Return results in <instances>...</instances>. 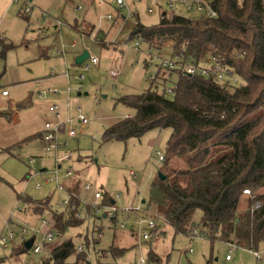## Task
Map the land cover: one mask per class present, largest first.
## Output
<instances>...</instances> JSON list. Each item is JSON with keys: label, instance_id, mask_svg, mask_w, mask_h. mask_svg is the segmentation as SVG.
Listing matches in <instances>:
<instances>
[{"label": "rangeland", "instance_id": "obj_1", "mask_svg": "<svg viewBox=\"0 0 264 264\" xmlns=\"http://www.w3.org/2000/svg\"><path fill=\"white\" fill-rule=\"evenodd\" d=\"M78 5L82 7L79 10L75 9ZM180 5H177L179 9L182 8ZM28 8L30 11L25 12ZM148 8L153 11L148 12ZM130 10L135 12L134 17L129 16ZM161 10H167L161 0H125L123 7H119L116 0H0V33L6 36L5 43L13 44L6 57H0V110L6 116L0 118V236L6 235L8 230L18 232L26 225L39 228L42 218L50 219V210L29 216L27 210L25 212L28 204L21 195L34 200L49 198L51 210L61 209L57 204L63 200L64 192L59 191L52 174L56 166L55 152L43 145L38 134L29 136L38 130L39 125L54 118L49 106L58 104L63 118L69 115L74 118L72 127L76 131V137L61 134L68 146L61 149L59 155L65 150L72 153L70 159L61 162V173L68 169L73 172L72 178L64 179L63 183L67 186L73 183L72 180H78L77 194L89 203L96 201L94 191L86 192L84 185H94L103 198L106 196L118 207V221L113 223L104 216L108 211L105 207L92 216L84 212V222L69 227L65 235L55 241L72 237L79 247L86 235L97 238L101 228L97 251L108 249L112 243L127 248L116 258V264H135L141 259L146 264H264V242L257 251L260 253L258 259L252 250L231 247L223 241L212 243L204 234L175 235L172 227L163 224L162 217H156L153 208L143 203L149 199L151 183L167 172L160 156H166L171 128H151L126 140L103 138L108 126L127 113H135V109L121 102L119 97L144 91L150 84L149 75L156 73L161 63L155 54L153 61L147 59L149 66L145 67L143 52L134 48L138 40H127L134 22L155 25L160 20ZM107 15H112L113 19L108 20ZM124 17H128L126 23H123ZM57 20L63 24L56 26ZM82 20L94 25L91 34L98 32V39L75 28L77 21L84 29ZM141 44L142 50L147 47L146 43ZM158 46L163 50L171 49L169 41H162ZM62 49L64 54H57ZM84 51L99 59L87 70L81 64H75L76 57ZM158 55L162 57V52ZM65 65L72 75L70 85L61 78ZM111 69H119L120 75L113 77ZM81 73L85 78L80 83L74 76ZM168 78L156 81L158 90H165L167 97L172 98L177 74L172 73ZM69 86L71 93L68 95L63 91ZM79 86H82L80 90ZM49 87H58L60 93L39 96ZM4 88L10 92L9 97L2 96ZM29 93H32L33 105L15 112L10 100L16 102ZM79 107L88 118L85 125L77 119ZM22 140L25 141L16 145ZM169 166L179 168L184 163L174 158L169 161ZM136 207L140 210L127 211ZM152 215L157 224H162L165 235H159L161 228L156 227L153 237L145 240L138 236L142 230L139 220ZM121 224L125 225L122 227ZM19 243L15 238L7 241L6 246L0 244V264L31 263L42 257L43 254L30 249L23 253L14 252ZM151 249L156 253V259L149 260ZM110 257L108 252L102 263L110 261ZM93 264H96L95 260Z\"/></svg>", "mask_w": 264, "mask_h": 264}, {"label": "trees", "instance_id": "obj_2", "mask_svg": "<svg viewBox=\"0 0 264 264\" xmlns=\"http://www.w3.org/2000/svg\"><path fill=\"white\" fill-rule=\"evenodd\" d=\"M212 6L217 10L213 18L167 9L161 10L155 25L135 23L127 40L157 45L169 41L180 67H159L157 78L144 91L120 96L119 100L135 113L108 126L103 138L126 140L151 128H171L162 159L167 172L151 183L149 199L144 203L153 208L156 217H162L163 224L172 227L175 235L204 234L212 243L223 241L257 252L264 242V0H212ZM93 29L94 25L84 23V29L79 30L89 36ZM98 38L97 32L95 40ZM0 42V57L5 58L13 45ZM191 59L196 63L215 59L237 81L189 74L183 66ZM172 73L177 74V81L169 98L165 90H158L156 80L166 81ZM174 158L182 160L184 166L171 168L169 161ZM72 182L65 186L78 193L80 182ZM21 198L28 204L25 212L29 216L50 210L52 228L58 236L85 220L69 208L51 210L49 198ZM106 204L110 200L104 196L102 205ZM84 212L91 215L94 209L87 206ZM110 220L115 223L118 216ZM157 225L161 228L158 234L164 236L162 224ZM98 233L100 237L101 228ZM98 237L86 235L81 251L72 237L57 240L47 245L49 251L37 261L21 264H93V260L96 264H116V258L127 248L112 243L108 249L97 251ZM29 249L34 252L20 243L14 252ZM105 252L110 253L111 260L102 263ZM156 257L151 249L149 260Z\"/></svg>", "mask_w": 264, "mask_h": 264}, {"label": "built area", "instance_id": "obj_3", "mask_svg": "<svg viewBox=\"0 0 264 264\" xmlns=\"http://www.w3.org/2000/svg\"><path fill=\"white\" fill-rule=\"evenodd\" d=\"M17 1V0H15ZM164 4H166L167 9L171 13H176L179 12L180 10H184L187 13H195V14H201L207 18H213L214 16L217 15V10L215 9L214 6H212V0H161ZM117 5L119 7H123L125 4V0H116ZM178 3H180V7L182 6L181 9L178 8ZM82 7L80 5L76 6L75 9L79 10ZM30 8L25 9V12H29ZM152 8H148V12H152ZM135 12L129 11V16L134 17ZM45 17V15H43ZM106 18L108 20H112L113 16L112 15H107ZM128 21V17L123 18V23H126ZM136 22L133 23V26L135 25ZM61 20H57L56 26L62 25ZM43 32V31H42ZM94 38H97V33H92ZM91 34V35H92ZM142 41L138 40L134 44V48L137 51H142L144 56L151 59L150 61H153L154 55L156 54L158 59H160V64L158 65L159 67L162 68H169V69H176L179 68V62L178 60L173 57L172 55L170 56H165L163 55V49H161L157 44L152 43V42H144L147 44V47L142 50ZM75 44L73 43V46ZM162 52V57L158 55V53ZM57 54L63 55L64 54V49L58 50ZM99 62L98 57L91 56L81 63L83 66L84 70H87L91 68L92 65H95ZM186 70L187 73L189 74H195V73H201L202 75H205L207 77H213L216 78L219 81H224V82H232L235 83L237 81V78L232 74V72H229L219 61L213 59V60H206V61H201L196 63L195 60H190L186 62L183 66ZM111 75L113 77H117L120 75V70L119 69H111L110 71ZM62 78H65L69 83V80H71L72 75L69 72V68L67 65H65L64 72L61 74ZM76 79L79 80L81 83L82 80L85 78L84 74L81 73L77 76H74ZM157 78L156 73H152L149 75V81H154ZM79 83V84H80ZM82 86H79L78 89L80 90ZM66 94L71 93V87L69 86L67 90L63 91ZM8 90L3 89L2 94L3 95H8ZM60 93V89L58 87H49L45 91H42L39 93V96L44 97L46 95H53L56 96ZM60 107L58 104H52L49 106V111L53 114V119L46 120L43 125V129L41 132V139L42 143L46 148L50 151H54L56 155V166L52 170L53 174V179L59 189V191L64 192V197L61 203L57 204L59 208H69L71 210H75L76 217L81 219L83 218V214L85 211V208L87 206H92L94 209V212L90 215H94L97 212L101 210V207H105L108 209L104 213V216L111 219L116 217L118 207L113 205L112 203L102 205L103 201V195L101 191L96 190L95 186L86 183L84 185V189L86 192L94 191V199L96 200L94 203H89L86 199L81 198L77 193L71 192L63 183L64 179L67 178H72L73 172L71 169H68L64 173H61V162L65 161L67 159H70L72 157V153L65 152L62 155H59V151L62 149H66L68 146V141L63 140L61 138V134L64 133L67 135V137H76V131L72 127V124L74 122V118L69 117L68 118H63L61 116V113L59 111ZM78 121L85 125L88 122V118L82 113L81 108H78V115H77ZM67 125L68 128H67ZM161 159H163V155L160 156ZM136 176V175H135ZM247 192V191H246ZM249 192V191H248ZM73 199H76V201H73ZM258 203L254 204V207L257 208ZM78 209V210H77ZM136 210H140V207H136L135 209H128V212H134ZM139 224L142 227V230L139 232L138 236L144 238L145 240H149L153 237L154 233V228L157 226V222L155 218L148 217V218H140ZM53 222L50 219H41V228L46 229V231L42 230L41 228H35L34 226L26 225L20 227V230L18 232H14L13 230H8L7 234L4 235L2 234L0 236V244L6 246L7 241L9 240H14L17 238L20 243H25L26 241H30V239H33L31 247L34 251V253L37 254H43L47 253L49 250V247L47 246L49 243H52L55 241L57 237H60L57 235L55 229L52 228ZM125 224H121L123 227ZM146 227H143V226ZM196 233V229L192 231V235ZM41 236V237H40ZM19 243V244H20ZM231 247H234L233 245ZM83 249V246L80 245L78 247V250L81 251ZM192 251V249L190 250ZM257 257H260V254L255 252ZM231 259V257L228 255L227 260ZM135 264H146V261L144 259H141L138 263Z\"/></svg>", "mask_w": 264, "mask_h": 264}, {"label": "crops", "instance_id": "obj_4", "mask_svg": "<svg viewBox=\"0 0 264 264\" xmlns=\"http://www.w3.org/2000/svg\"><path fill=\"white\" fill-rule=\"evenodd\" d=\"M32 1V0H31ZM84 23H86L84 20H82V22H81V25L82 24H84ZM114 23H116V20L114 21ZM86 24H89V23H86ZM75 25H78V22L76 21V23L74 24V26ZM82 27V26H81ZM80 27V28H81ZM75 28H77L76 26H75ZM79 28V29H80ZM0 41H5L6 40V36H4L3 34H1L0 33ZM6 43H9V42H6ZM10 44H12V43H10ZM13 45V44H12ZM163 55H165V56H170V55H172V51H171V49L170 50H167V49H164L163 50ZM147 59H149V58H147V57H145L144 58V60H143V62H147ZM145 62V63H146ZM75 64H77L76 62H75ZM77 65H80V64H77ZM62 78V77H61ZM62 79H64V78H62ZM57 80H60V79H57ZM149 83H150V81H149ZM4 89H6V88H4ZM3 91V90H2ZM2 91H1V94H2ZM9 95H10V92L8 93V95H3L2 94V96H4V97H9ZM13 100H10V102H11V105L10 106H12L13 107V110L15 111V112H17V111H19V110H17V109H15L14 108V103L15 102H12ZM33 105V104H32ZM5 113L4 112H2L1 110H0V118L1 119H3V118H5L6 116L4 115ZM132 114L131 113H127V114H125V116L123 117V118H125V117H129V116H131ZM117 122V121H116ZM115 123V122H114ZM43 125H44V123L43 124H41V125H39V128H38V130L37 131H33V132H31V134H29V136L30 135H34V134H38L39 136H40V138H41V132H42V129H43ZM15 143V142H14ZM13 143V144H14ZM12 145V144H11ZM10 146V145H9ZM72 182V181H71ZM66 184H70V183H66ZM80 186V185H79ZM33 220H31V222H32ZM119 238H123V237H119Z\"/></svg>", "mask_w": 264, "mask_h": 264}, {"label": "water", "instance_id": "obj_5", "mask_svg": "<svg viewBox=\"0 0 264 264\" xmlns=\"http://www.w3.org/2000/svg\"><path fill=\"white\" fill-rule=\"evenodd\" d=\"M89 57V53L88 51H84L82 52L80 55H78L76 57V60L75 62L77 64H81L82 62H84L87 58ZM81 94V93H79ZM87 94V93H86ZM33 104V101H32V93H29L26 97H24L23 99L21 100H18L14 103V108L19 110V109H23V108H27V107H30L31 105ZM161 178H164V177H161ZM145 201H143L144 203ZM32 241L33 239H30V241H26L25 242V245L30 248L31 247V244H32Z\"/></svg>", "mask_w": 264, "mask_h": 264}]
</instances>
